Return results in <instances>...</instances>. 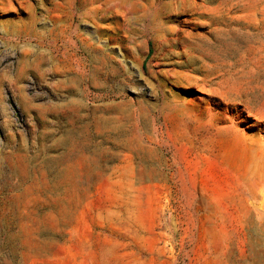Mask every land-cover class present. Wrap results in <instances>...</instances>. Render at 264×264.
Here are the masks:
<instances>
[{
  "label": "rangeland",
  "instance_id": "rangeland-1",
  "mask_svg": "<svg viewBox=\"0 0 264 264\" xmlns=\"http://www.w3.org/2000/svg\"><path fill=\"white\" fill-rule=\"evenodd\" d=\"M0 264H264V0H0Z\"/></svg>",
  "mask_w": 264,
  "mask_h": 264
}]
</instances>
